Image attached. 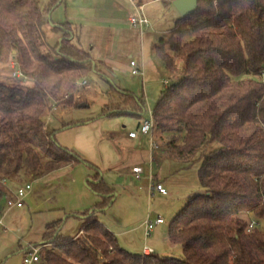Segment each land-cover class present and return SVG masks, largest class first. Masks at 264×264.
<instances>
[{
	"label": "trees",
	"instance_id": "1",
	"mask_svg": "<svg viewBox=\"0 0 264 264\" xmlns=\"http://www.w3.org/2000/svg\"><path fill=\"white\" fill-rule=\"evenodd\" d=\"M63 1L48 0L42 8L39 0H0V66L16 62L32 82L21 87L0 80V180L38 178L83 164L97 172L89 188L101 198L91 210L69 216H84L77 237L62 235L64 221L47 226L35 245L42 246L37 264H264V0H199L159 46L165 68L178 78L161 92L154 130L166 135L170 157L199 155L200 163L202 191L168 229L170 242L182 249L179 257L124 249L98 219L113 205L115 189L97 166L62 146L56 132L46 133L49 102L83 107L76 98L80 82L98 69L75 43L78 33L70 22L53 27L62 40L49 49L45 13ZM157 1L173 6L175 0L137 3ZM117 93L104 116L145 117L143 98ZM215 143L219 147L209 150Z\"/></svg>",
	"mask_w": 264,
	"mask_h": 264
},
{
	"label": "rangeland",
	"instance_id": "2",
	"mask_svg": "<svg viewBox=\"0 0 264 264\" xmlns=\"http://www.w3.org/2000/svg\"><path fill=\"white\" fill-rule=\"evenodd\" d=\"M122 4L132 14H120L114 10L113 3ZM42 8L48 4V0H39ZM131 0H64L63 4L55 11L45 13L47 24L44 33L49 49L62 40V34L53 30L59 23L69 22V16H80L84 21H75L74 29L77 31L79 46L90 53L97 70L88 74L83 81L86 86L80 84L76 98L82 102L83 107L72 108V112L65 116V128L58 123L61 118L60 108L49 102V109L45 114V124L50 133L60 131L77 124L79 128L85 122L98 121L103 126V137L111 142H116L123 149L130 152L132 141L129 134L138 135L136 142L144 138L139 134V120L131 116H116L108 118L104 116V108L110 101L117 99L118 90H127L136 97L144 99L147 119L159 100L161 92L166 90L165 83L171 85L177 80L178 74L170 73L164 65L159 47L162 41H169L170 32L175 28L176 22L181 18L174 6L156 2L145 6L143 13L150 21V26L143 30L134 29L130 24H105L109 20L137 17ZM69 14V15H68ZM88 18V19H87ZM90 18V19H89ZM89 20V21H87ZM104 21V22H103ZM124 21V20H123ZM120 27V28H119ZM121 29L120 36H113V31ZM143 31V32H142ZM80 32V33H79ZM109 32L111 35H109ZM76 43V41H75ZM170 52L169 47H165ZM136 67H132L131 63ZM139 70L143 75H134L133 71ZM0 80L21 87H30L32 82L25 78L16 62L8 66H0ZM82 81V82H83ZM81 83V82H80ZM57 109L56 111H54ZM51 113V115H50ZM127 126V127H126ZM126 127V128H124ZM74 129V128H73ZM82 129V128H79ZM134 131H131V130ZM116 133V134H114ZM152 133V132H151ZM151 133L145 136V149H150L152 142L161 148L166 156V135L156 132L157 136L151 139ZM62 145V144H61ZM161 145V146H160ZM218 144L209 146V150L218 148ZM126 158V157H124ZM172 158V157H171ZM128 159V156H127ZM175 159V158H174ZM199 155L194 158L161 163L164 174L168 175V183L164 181L167 195L158 192L148 196L139 192L133 178H129V188L126 186L128 176L118 172L105 173L106 179L114 185L117 201L100 218L107 224V228L116 234L119 244L132 254H143V248L148 246L162 256L179 257L182 255L180 246L173 245L168 238V229L175 216L198 195L200 187L198 172L200 163ZM160 164L155 162L154 173L158 174ZM147 164L145 165V170ZM172 166V170L170 169ZM145 176V187L150 185ZM162 179V180H163ZM22 180H25L24 178ZM17 182V180H16ZM191 194V195H190ZM190 195V196H189ZM150 217L153 221L162 218L165 223L156 226L149 238L145 237L143 220ZM85 221L71 217L62 227L64 237L75 238L80 234ZM32 218L27 207L24 209L4 210L0 213V264H23L21 248L22 241L32 231ZM27 239V238H26Z\"/></svg>",
	"mask_w": 264,
	"mask_h": 264
},
{
	"label": "crops",
	"instance_id": "3",
	"mask_svg": "<svg viewBox=\"0 0 264 264\" xmlns=\"http://www.w3.org/2000/svg\"><path fill=\"white\" fill-rule=\"evenodd\" d=\"M132 2L131 3L134 5L136 15L142 14V16L144 17L145 15L143 13V10L141 9H143L149 4L156 3L153 2L144 6H139L137 0H134ZM112 3L114 10L119 11L120 14L129 13L130 10L128 11L127 9H125L122 4H119L115 1ZM140 7L141 9H139ZM129 14H132L131 11ZM126 18L127 17H123L122 19H117L116 21L109 20L105 22V24L107 25V23H109L118 24L119 26H126L127 24H129V22H126ZM131 18L133 17H129L128 21ZM68 19L69 22L73 25L75 24V21H84L82 20L84 18L80 16H69ZM120 33L121 29H116L115 31H113L112 34L113 36L118 38V36H120ZM109 35H111L110 32ZM79 36L80 35H78V39ZM75 41L80 42V40L77 39H75ZM86 85L87 83L84 86ZM168 85L169 83H167V85L165 86L168 87ZM59 108L61 111V118L59 119L58 123L61 125L60 127L65 128V126H67L65 116L68 115V113L72 112V107L64 105L58 107V110ZM56 110L57 109H55L54 111ZM145 119L146 118L144 117L142 120H139L138 128H140L141 123ZM79 128L77 129L75 127H70L60 131L59 133H57L58 142L62 144V146L77 153L84 160L97 166L101 170V178H103L107 182V184H109L113 188L114 185L112 184V182L106 179V172L112 173L115 171L121 173L124 176H128L126 186H128L129 188V183L131 184L129 178H133V176L135 175L133 173V169L140 168L143 172L141 178L137 179L136 176H134V180L138 182L135 183L137 185L136 187L139 188V192H142L143 194L146 193L147 196L148 194L153 195V185L160 184L165 187L164 181L166 180V182L168 183V175H170L175 170V167L172 170L171 166L170 169L172 170V172H168L166 175L164 174V170L161 163L167 162L169 160H171V162H174L178 159L166 156L160 147H158V149H153L151 146L150 149L146 150L145 136L147 135L142 134L141 132H139V134L144 138V140L141 142H136L139 138L138 135L135 138H131L129 134V140L132 141L129 152L127 149H123V146H120L116 142L108 141L103 137L102 132L104 130L101 122H85V124H83V126ZM131 131L134 130L132 129ZM156 132V130H152V133L150 135L151 139L154 138L156 140ZM46 133L50 134V132H48L47 130ZM155 142H157V140ZM155 162L161 165V167L158 169L157 175L156 173H154ZM146 164L148 165L146 166L147 170H145ZM96 173L97 172L91 169L90 167L82 164L74 167H66L63 169H59L38 178L32 177L31 179H20L17 180V182L16 180L6 182H3L4 180H0V192H2L3 194V208L1 209V212L4 210V208H7L8 210H13L24 209L25 207H27L32 218V231H30L29 236L26 237L27 239L25 238L22 241L21 245V248L23 249L22 260L24 254L27 253L31 247L35 246L36 244L42 243L43 235L47 231L48 225L64 220V223H66L71 214L85 213L101 202V198L89 188V183L94 181V179L96 178ZM146 174L148 175L147 180L150 182V185L145 187ZM26 183L32 184V190L25 199L23 207L9 209L7 207V198L11 197V195H13V193H15L17 189L24 186ZM197 188L199 191H202L200 187ZM116 201L117 194L115 191V197L113 198L112 203L114 204ZM108 209L109 208L105 209L104 213ZM104 213L99 214L98 219L102 224L107 227V224L104 222V220L100 219L104 215ZM75 218H78L83 221L85 220L84 216H78ZM144 222L145 220H143V222L141 223L142 228L144 227ZM82 233L83 231H80V234ZM36 247L42 249V246Z\"/></svg>",
	"mask_w": 264,
	"mask_h": 264
},
{
	"label": "built area",
	"instance_id": "4",
	"mask_svg": "<svg viewBox=\"0 0 264 264\" xmlns=\"http://www.w3.org/2000/svg\"><path fill=\"white\" fill-rule=\"evenodd\" d=\"M134 1V0H132ZM129 24L132 28H140V30H143L145 27H148L150 25V22L146 19V17L142 16V14H140L139 16H137L136 18L133 17L129 20ZM131 66L134 68L136 67L135 63H131ZM134 75H143V72L139 71V70H134L133 71ZM82 86H84L86 84V82H81L80 83ZM167 85V83H165ZM154 129V121H153V114L150 112L149 116L147 119H145L140 126V132L142 134L148 135L152 132V130ZM137 136V134L135 133H131L130 137L131 138H135ZM152 148L153 149H158V146L155 143H152ZM133 173L135 174L137 179L141 178L142 175V169L140 168H135L133 169ZM3 182H6V180H4ZM32 190V184L31 183H26L24 186L20 187L19 189H17V191L15 193H13V195H11V197L7 198V207L9 209L12 208H21L24 205V201L27 198V196L29 195V193ZM152 192H158L161 195H167V191L165 190L163 185H153L152 187ZM165 223V221L162 218H157L156 220H152L149 216L147 217V219L144 222V231H145V237L149 238L152 234V232L154 231V229L156 228V226L159 225H163ZM256 225V223L250 222L249 224V229L248 232L253 229V227ZM40 251L41 248L33 246L30 248V250L24 254L23 257V264H37L40 261ZM143 255H151L153 253H155V251L152 248H149L148 246H145L143 248Z\"/></svg>",
	"mask_w": 264,
	"mask_h": 264
},
{
	"label": "water",
	"instance_id": "5",
	"mask_svg": "<svg viewBox=\"0 0 264 264\" xmlns=\"http://www.w3.org/2000/svg\"><path fill=\"white\" fill-rule=\"evenodd\" d=\"M198 1L199 0H175L173 6L179 12L181 17H185L197 10Z\"/></svg>",
	"mask_w": 264,
	"mask_h": 264
}]
</instances>
